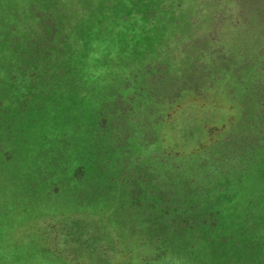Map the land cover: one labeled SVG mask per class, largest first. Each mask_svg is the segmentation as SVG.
Here are the masks:
<instances>
[{
	"label": "rangeland",
	"instance_id": "obj_1",
	"mask_svg": "<svg viewBox=\"0 0 264 264\" xmlns=\"http://www.w3.org/2000/svg\"><path fill=\"white\" fill-rule=\"evenodd\" d=\"M241 239L264 0H0V264H245Z\"/></svg>",
	"mask_w": 264,
	"mask_h": 264
},
{
	"label": "trees",
	"instance_id": "obj_2",
	"mask_svg": "<svg viewBox=\"0 0 264 264\" xmlns=\"http://www.w3.org/2000/svg\"><path fill=\"white\" fill-rule=\"evenodd\" d=\"M246 212L248 213V209H253L254 210V204H248V203H246ZM247 216H248V214H247ZM215 217V216H214ZM254 217H255V215H250V217H246V219L248 218L249 219V224H250V222H252L253 220H254ZM208 222V221H207ZM212 221L211 220H209V226H211L212 224ZM249 224H247V225H249ZM211 228V227H210ZM246 239V238H245ZM248 240V239H247ZM241 241V242H240ZM239 242L240 243H238V250H235L234 248H232L231 250H230V247L233 245V243L234 242H230V243H232V244H229V247H228V251H222V249L220 250V251H222V253H223V255H222V257L224 256H227L228 258H229V256L228 255H230V257H234V258H236V256H237V258L240 256V261H245L246 263L245 264H261V261L262 260H260V259H257V257H259L260 256V252L263 250L264 251V246H262L261 244H259L258 243V241H255L254 242V240H253V242H246V243H243V240L241 239V240H239ZM230 251V252H229ZM235 251H238L237 253L235 252ZM261 252L262 253V255L264 256V252ZM205 253V251H203L202 252V250H201V254H202V256H204L203 254ZM225 254V255H224ZM248 254H252V256L254 257L255 256V261H254V259H249L248 258ZM241 255H245L246 256V259L244 258V256H241ZM206 256H208L207 255V253H206ZM252 257V258H253ZM236 258V259H237ZM251 260V261H250ZM201 261H205V260H203V259H201Z\"/></svg>",
	"mask_w": 264,
	"mask_h": 264
}]
</instances>
